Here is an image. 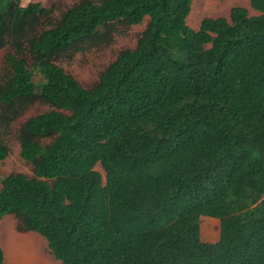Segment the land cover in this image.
<instances>
[{
	"label": "trees",
	"instance_id": "trees-1",
	"mask_svg": "<svg viewBox=\"0 0 264 264\" xmlns=\"http://www.w3.org/2000/svg\"><path fill=\"white\" fill-rule=\"evenodd\" d=\"M192 1L0 0V163L13 135L33 169L0 176V221L63 264H264V0L197 29ZM146 18L90 86L60 64Z\"/></svg>",
	"mask_w": 264,
	"mask_h": 264
},
{
	"label": "rangeland",
	"instance_id": "rangeland-1",
	"mask_svg": "<svg viewBox=\"0 0 264 264\" xmlns=\"http://www.w3.org/2000/svg\"><path fill=\"white\" fill-rule=\"evenodd\" d=\"M30 1H40L46 6L56 3L59 10L64 11L80 0H22L23 4ZM235 6L247 7L251 15L259 13L251 7L248 0H193L188 24L197 29L204 17H229L231 9ZM147 20L146 18L142 24L130 27L124 34L116 35L112 42L78 53L72 60H62L60 64L83 85L90 86L98 80L100 73L115 60L121 49L136 45ZM3 60L4 54L0 53V67L4 63ZM49 109L48 105L36 104L28 109L25 117ZM8 143L10 152L0 163V176L12 172H22L32 176V166L20 157V145L17 139L11 135L8 138ZM97 168L103 172L99 164ZM201 231L205 240H217L220 232L219 220L202 216ZM0 243L4 250L5 264H63L52 254L47 240L41 234L31 230H18L17 219L14 215H6L0 221Z\"/></svg>",
	"mask_w": 264,
	"mask_h": 264
},
{
	"label": "crops",
	"instance_id": "crops-1",
	"mask_svg": "<svg viewBox=\"0 0 264 264\" xmlns=\"http://www.w3.org/2000/svg\"><path fill=\"white\" fill-rule=\"evenodd\" d=\"M219 223H220V221H219Z\"/></svg>",
	"mask_w": 264,
	"mask_h": 264
}]
</instances>
